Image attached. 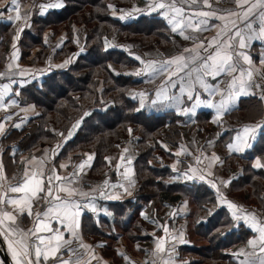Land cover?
I'll return each instance as SVG.
<instances>
[{"label": "trees", "instance_id": "1", "mask_svg": "<svg viewBox=\"0 0 264 264\" xmlns=\"http://www.w3.org/2000/svg\"><path fill=\"white\" fill-rule=\"evenodd\" d=\"M62 1L59 9L50 10L43 16H32L33 32L25 29L20 34L21 59L29 55L33 46L39 45L35 58L42 60L47 52L42 36L46 28L52 35L65 30L67 38L56 54L64 55L75 45L73 27L77 24L85 29V51L66 68L50 71L39 80L20 87V103H32L38 113L19 128L8 126L0 137L1 157L6 170L14 168L19 156L30 155L33 149L48 145L54 147L52 161L55 163L68 156L75 160L83 153L91 152V175L99 176L108 167V175L114 178L115 169L112 168L121 147L128 142L135 151L133 164L138 185L134 194L108 201L109 218L100 215L96 220L91 212H84L82 233L88 237L102 235L109 246L119 236L128 243L149 238L141 208L151 210L147 213L148 218H158L167 206L186 199L190 206L186 232L192 244L180 245L179 253L189 257V264L231 262L230 251L251 232L240 223L235 226V221L223 207L201 218L206 210L205 204L215 202L214 192L200 182L166 183L162 177L170 174L169 167L164 165L166 171L170 170L165 174V170L163 172L151 164L158 152L165 158L172 157L163 144L176 146L181 141L185 117L174 111L154 112L139 108L136 100L127 94L128 88L139 81L122 73L135 63L134 58L123 49L106 45L117 34L136 39L141 45L156 43L159 48L166 46L171 43L172 34L164 19L153 12L140 14L131 21H121L118 15H114L116 11L108 7L113 5L118 10V6L131 0ZM56 26L62 27L58 30ZM0 33L6 48L10 42L4 34L9 33L7 24L0 23ZM262 112L261 98L248 95L241 97L238 107L225 113L221 121L228 123L236 119L242 123L256 119ZM210 117L211 112L206 110L195 114V120L203 126ZM231 132V129L226 130L217 138L221 148L225 147ZM262 152L264 131L259 133L249 150L230 153L224 158V170L228 174L240 170V174L229 183L231 195L258 206H263L264 169H254L251 160Z\"/></svg>", "mask_w": 264, "mask_h": 264}, {"label": "crops", "instance_id": "2", "mask_svg": "<svg viewBox=\"0 0 264 264\" xmlns=\"http://www.w3.org/2000/svg\"><path fill=\"white\" fill-rule=\"evenodd\" d=\"M55 2L56 0H20V12L22 17L25 13H28L26 20L22 18L20 21H9L7 19V16H15V13L7 11L4 12V18L0 19V23L3 22L8 25L9 33L4 34L7 38H10V42L8 43L9 45L5 48V45L2 42L3 35L2 33H0V56L4 54L3 58H0V73L4 74L0 76V91L3 90L4 85H9L10 89L7 93L4 94V103L2 106H0V123L3 124L4 132L8 126L15 127L14 120H21V127L29 117H32L38 113V109L32 103H20V94H15L17 92L19 93L20 87L31 81L39 80L44 74L50 71L66 68L75 59L76 56L85 51L83 46L85 29L83 25L77 24L73 27V42L75 45L72 48H69L64 55L61 54V56H57L56 54L59 49H61L63 42L67 38L65 31H61L56 35H52L51 30L49 28H46L43 31L42 36L43 42L47 47V52L42 60H37V58H35L36 52L40 49L39 45L33 46L31 48L29 55L26 57V60L21 59L19 46L21 31H19V29L23 27V30L28 29L30 30V32H33V15L43 16L50 10L60 8H49L46 9L43 14H40V9L37 6ZM60 2L63 5V1L60 0ZM210 2L211 9L204 8V10L213 11L215 15L220 16L221 18L209 19V29L207 31L197 33L192 32L191 30H186L184 34L192 35L193 37H195V41L185 40L183 36L179 34V32L173 33L171 31L172 24H170L158 10L153 11L148 7L149 4L153 3V0H131L130 3L117 7L120 11H116L114 13L115 16H127L128 13H131V18L121 19V21H131L136 16L143 13H157L164 19L166 25L168 26V29L172 34L171 43L169 46L167 45L159 48L156 47V45L151 44L148 48V52H146V50L148 49H145L147 45H141V43L133 38L124 37L125 39H123L122 36L116 34L107 41L108 47H117L125 50L127 53L129 51H136L146 59V63L143 64V71L141 72V74L144 76L136 79L139 82L133 86H151V89L157 99V103L163 102V95L170 94L165 88L159 98L156 95L157 91H160L162 89V86L168 79V76L172 75V73L165 72L163 75L154 74L155 80L150 81V76L153 75V73H151L150 71H146L147 65L149 63L155 62L156 65L159 66L161 62L167 61L175 57L176 55L183 53V50L185 48H195L196 51H199L198 42H212V38L214 36H217V34L222 31L223 25L226 20H236L239 26H243L240 20H238L235 15L226 16L225 10H229L235 13H242L244 9L250 7L253 4H257V0H246V2L244 3V8L242 9L238 6L236 0H210ZM7 4H10V0H0V9H3ZM261 10L262 9L257 6L255 9H253L252 16L249 17V19L255 17V23L253 24V27L257 29V32L259 31V13ZM229 27H231L230 24ZM115 37L119 38L117 43H115ZM127 41L130 43L133 41L130 47L123 46V44ZM134 43L136 44V47H139L138 50L134 49ZM246 43L247 46L245 48H238V50L246 55L251 63L245 61L243 59V56L240 57L239 62L241 67L246 71L250 70L252 75L251 77H249L248 75H244L242 79L244 81H251V79H253L256 75H261V77L264 79V39H257L254 37L252 40L246 41ZM13 45H15V47H13ZM34 48L36 50H34ZM209 50L211 51V49ZM185 55L187 54L185 53ZM134 60L136 63L135 58ZM66 61L68 63H65ZM61 65H63V67H61ZM172 67L173 69H175V65H173ZM20 72H23L24 75H19ZM125 75L132 76L129 74ZM231 75L232 74H229V78L231 77ZM235 75L238 79L240 78L239 72L235 73ZM173 78L175 79L176 77ZM205 79L210 85H217L219 83L222 89L226 87V85L224 84L225 77L223 76H219L215 80H213L211 77H206ZM12 80H15L17 83H11ZM131 87H129L128 90ZM237 87H239V84H237ZM197 88H199L198 85ZM199 91V99L201 101L207 100L219 102L221 99H223L226 104L229 103L227 92H223V95L221 94V92H217L215 96H210L209 93L204 91L202 88H199ZM245 91L248 94L240 95L238 98H236L235 105L232 106L229 111L238 107V102L241 97L251 95L261 98V96H264V92L254 94L251 91V87L246 88ZM171 92H174L177 96L180 95L178 87L176 89H171ZM147 94L150 95L151 91H148ZM186 96L187 93H185L184 97H182V99L185 100V103L181 105V108L191 109L192 104L195 103V100L187 101ZM13 101L15 103H13ZM261 102L263 105V112L261 113V115L254 120L245 121L242 123L236 119H232L228 123H221V119L223 118L224 114L229 111L218 114L217 108L205 107L202 104L200 107L196 108L194 113L189 111L188 118L192 121L189 123V125H182L181 141L176 146H167L166 144H163L164 142H162L163 146L169 151V153L172 154L171 158H165L163 160L164 165L168 166L171 172L170 174L163 176L162 180L166 183H204L214 192L215 202L213 204H205L206 210L201 214V218L203 216L205 218V216H208L216 208L223 207L235 221V226L240 223L251 232V234L242 243H240L230 251L232 257L231 262L233 264H241L242 261H249V264H251L252 260H256L257 257L264 256V253L260 252L261 244L264 242L261 241V232L259 231L261 228H264V185L261 188L263 206H258L254 202H245L240 198L231 195L229 190L230 181L236 178L238 174H240V170L236 173L229 174L224 170L225 156L230 153H243L246 150H249L255 143L259 133L264 131V129L259 127L260 125H264V100L261 99ZM201 110L211 112V117L206 127H200V125L195 127V124H198V122L195 120V114ZM165 111H174L176 114H178V109L174 106L163 108L161 111L154 112ZM179 115L187 117L183 114ZM8 116H11L10 120L7 119ZM192 122H194V124H192ZM217 124L220 125V129H212V127L214 128V125ZM191 125H193L192 128H190ZM245 127H256L257 129L254 133V140L250 138L253 135L251 133L249 134V137L246 138L248 139V142L251 143V147H245L241 152L232 151L231 148H235L239 143L238 137H244L243 130ZM229 129L232 130L230 139L226 142L225 147L221 148V146L216 142L217 138L219 137V135H221V133ZM2 135L3 134H0V137ZM124 145L125 146L123 147V149H121L122 151L120 152L118 158V164H116L117 180L115 181V186L109 190H101L98 188L96 181H94L92 178L89 179L88 177V179H85V177H87V170L89 175V167L91 166V162L93 159L92 158L91 160H89V156H91L89 154H87V157L83 162H80L75 167L71 168V164L66 159H61L56 163L53 162L50 149L47 145H42L38 147L32 154L22 155L18 162L15 164L14 168L10 171H7L1 157L3 147L0 142V162H2L3 164L4 175L6 177L4 183L15 184L16 180H13V177H16L18 179L25 171V169H31L35 171L41 166L43 167V170L45 172H47L48 169L54 167L56 169V173L62 178L70 177L73 172L78 173V183L82 186V190L85 192H89L91 190V194L95 197L94 206L96 208V211L93 212L91 210V207H89L88 209L84 210L77 218L79 221V228L76 230V238L70 235L67 231L63 232L64 239L72 241V244L68 247L78 249L77 254L74 255L71 252L65 253V249L62 248L61 252L64 253L63 259H72L73 261H75L77 255L83 253V260L80 262V264H152L154 260L156 264H162V261L160 259L161 254L154 253H156L157 243L163 240L164 247L166 249L170 250L173 247L175 248V251L171 253L174 264H189V257L181 255L179 253L180 245L192 244V241L188 238L186 232L187 213L190 210V206L186 199H182L167 206L163 211L162 216L158 218H148L147 213H151V210L148 208H141L140 214L142 219L145 221L144 225L146 227V231L150 235L149 238H141L135 240L132 243H128L125 239L119 236L116 242L112 243V245L109 246L107 241L105 240V237L102 235L94 234L88 237L82 233L81 218L84 212H91L96 220L100 215L109 218L111 216V210L108 208L107 202L111 200L122 199L124 197H129L134 194L137 188V180L135 177L133 164L135 151L128 142H126ZM176 153H180V155L177 156ZM257 160H259L261 164H264V152L253 156L251 160V166L254 169H264V167H254ZM82 163L85 164V167L80 170L78 166ZM62 165H65L66 167H61ZM192 170H194V174L196 177L203 176V179L188 180L184 173L188 172L191 175L193 174ZM83 173L85 174L83 175ZM84 184H86L87 186H85ZM213 184H215V187L212 186ZM100 191L106 192L107 195L103 197L100 196ZM9 195L19 197L23 194L10 193ZM229 203H233L238 207L235 209L229 208ZM11 207L12 206H8L9 210L11 209ZM35 211H37V206H33V212ZM234 212L237 216L240 217L239 220H237L233 216ZM17 224L21 229L27 230L34 226V220L32 217L24 215L19 217V219L17 220ZM52 227L56 228L59 227V225L56 222H53ZM164 229H167V231H164ZM40 235H44L45 237H47L49 235H52V233L44 232L40 233ZM1 239L10 262L12 264H15V261L12 258V252L8 248L9 241L5 240L3 237H1ZM181 240H183L184 242L181 243ZM53 243H55V241H53ZM81 244L88 245L90 247L83 248L81 247ZM124 257H127V259H125ZM167 258L168 257L165 256V259ZM231 262L226 261L222 264H232ZM0 264H5L1 257ZM46 264H57V261L50 257ZM257 264H259L258 260Z\"/></svg>", "mask_w": 264, "mask_h": 264}, {"label": "snow or ice", "instance_id": "3", "mask_svg": "<svg viewBox=\"0 0 264 264\" xmlns=\"http://www.w3.org/2000/svg\"><path fill=\"white\" fill-rule=\"evenodd\" d=\"M236 2L243 9L246 0H236ZM257 6L262 9L259 13L260 25L258 32L253 27L255 17L249 19L253 14V9ZM37 7L40 9V14H43L46 9L62 7V3L60 0H56L55 3L38 5ZM108 7L113 9L114 12L120 11L115 9L113 5H108ZM148 7L153 11L158 10L172 24L171 31L173 33L179 32L185 40L195 41V37L192 35L184 34L186 30L197 33L207 31L209 29V19L221 18L215 15L213 11L204 10V8L211 9L210 0H153V3L149 4ZM5 11L15 13V16H7L9 21H20L22 18L26 20L28 16V13H25L22 17L20 0H10V4L0 9V19L4 18ZM225 15H235L243 26H239L236 20H226L222 31L212 38V42H198L199 51H196L195 48H185L183 53L161 62L159 66L155 62L147 65L146 71H150L155 75H163L165 72L172 73V75L168 76L162 89L157 91L156 95L159 98L162 91L166 88L170 94L163 95V99L165 101H172L168 106L176 107L178 114L188 115L189 111L194 113L196 108L202 104L205 107H215L218 114H222L229 111L235 105L236 98L240 95L248 94L245 91L246 88L259 87V85H254L250 80L244 81L242 79L244 75L251 77L252 73L250 70L246 71L241 67L239 62L240 57L243 56V59L249 63L251 61L238 48H245L247 46L246 41L252 40L254 37L264 39V0H257V4L244 9L242 13L225 10ZM119 18H131V13H128L127 16L122 15ZM229 24L231 27H229ZM19 31L22 32L23 27ZM136 59L139 60L140 57H136ZM65 63L68 62L66 61ZM173 65H175V69H173ZM237 72L240 74L239 79L235 75ZM229 74H232L230 78ZM2 75L4 74L0 73V76ZM19 75L23 76L24 73L20 72ZM136 75H141V72H137ZM219 76L225 77L224 84L226 87L223 89L219 83L217 85H210L205 79L206 77H211L215 80ZM173 77L176 78L174 79ZM11 83L17 82L12 80ZM237 84H239V87H237ZM197 85L208 92L210 96H215L217 92H221L222 95L223 92H227L229 103L226 104L223 99L219 102L201 101ZM177 87L179 88V96L171 92V89H176ZM9 90V85H4L3 90L0 91V106L4 103V94ZM185 93H187V101L195 100L191 109L181 108V105L185 103V100L182 99ZM15 94L18 95L19 93ZM139 95L143 97L144 93H140ZM261 99L264 100V96H261ZM13 103L15 102L13 101ZM152 103L156 104L157 101L154 100ZM143 106V99H141V107ZM7 119L10 120L11 116H8ZM14 126L20 127L19 124ZM259 127L264 129V125H260ZM256 130V127H245L243 130L244 137H238L239 143L235 148H231V150L241 152L245 147H251V143L246 138L251 133L253 135L250 138L254 140ZM3 132L4 127L0 123V134H3ZM176 155L179 156L180 153H176ZM91 159L92 157L89 156V160ZM61 167L66 166L62 165ZM84 167L85 164L83 163L78 166L80 170ZM254 167H264V164H261L257 160ZM192 172L193 174L191 175L188 172L184 173L188 180L203 179V176L196 177L194 170ZM12 179L16 180L15 184L4 183L6 177L4 175L3 164L0 162V237L9 241L8 248L12 252L15 264H46L50 257L57 261V264H80L83 260V253L77 255L76 260L73 261L72 259H63L64 253L61 252V249L64 248L65 253L71 252L74 255L77 254L78 249L68 247L72 244V241L65 240L63 232L67 231L76 238V230L79 228L77 218L89 207H91L93 212L96 211L94 206L95 197L91 194V190L89 192L82 190V186L78 183V173L73 172L70 177L62 178L56 173L54 167L45 172L41 166L35 171L25 169L18 179L16 177ZM212 186L215 187V184ZM10 193H21L23 195L18 197L9 195ZM99 195L103 197L107 193L100 191ZM8 206H12L10 210ZM33 206H37V211L33 212ZM228 207L235 209L238 206L229 203ZM24 215L32 217L34 220V226L27 230L21 229L17 224L19 217ZM233 216L237 220L240 219L235 212ZM53 222H56L59 227H52ZM164 231H167V229H164ZM259 231L261 232V241L264 242V228H261ZM44 232L52 233V235L47 237L40 235V233ZM180 242L183 243L184 241L181 240ZM81 247L89 248L90 246L81 244ZM174 251V247L170 250L166 249L164 241L161 240L157 243L156 253L154 254H161L160 259L162 264H174L171 256V253ZM260 252L264 253V243L261 244ZM165 256L168 258L165 259ZM124 258L127 259V257ZM257 260L259 264H264V256L252 260L251 264H257ZM152 264H156L155 260ZM241 264H249V261H242Z\"/></svg>", "mask_w": 264, "mask_h": 264}, {"label": "rangeland", "instance_id": "4", "mask_svg": "<svg viewBox=\"0 0 264 264\" xmlns=\"http://www.w3.org/2000/svg\"><path fill=\"white\" fill-rule=\"evenodd\" d=\"M61 27L62 26H56V28H58V30H60L61 29ZM61 31H65L64 29H62V30H60L59 32H61ZM58 32V33H59ZM57 33V34H58ZM124 37H126V36H123L122 35V38L123 39H125ZM127 38V37H126ZM119 40V38L118 37H115V43H117V41ZM132 43H133V41L130 43V42H125L124 44H123V46L124 47H130L131 45H132ZM135 44V43H134ZM106 45H107V43H106ZM151 45V44H150ZM150 45H147L146 47H145V49H148L149 47H150ZM154 45H156V47H157V44L155 43ZM168 46L170 45V43L169 44H167ZM166 45V46H167ZM153 46V45H152ZM134 47H136V44L134 45ZM164 47V46H163ZM162 48V47H161ZM34 50H36L35 48H34ZM149 51V49L148 50H146V52H148ZM129 53V55H131V57H133V58H135L136 59V57H140V59L139 60H137L136 59V63H134V64H132V65H130L129 67H127V68H125V69H123L122 70V73L123 74H129V75H132L135 79H139V78H141V77H143L144 75H136V73L137 72H142L143 71V64H145L146 62H145V58H143L142 56H141V54L139 53V52H136V51H129L128 52ZM25 60H26V58H25ZM157 61V60H156ZM146 76V75H145ZM150 81H154L155 80V75L153 74V75H151L150 76ZM148 91H151V94L149 95V94H147V92ZM140 93H144V96L143 97H141L139 94ZM127 94L129 95V97H131L132 99H134V100H136V102H137V104H138V107L139 108H143V109H145V110H153V111H161L163 108H169V104H171L172 102L171 101H165V100H163V102L162 103H156V104H153L152 103V101H157V99H156V97H155V94H154V92L152 91V89H151V86H149V85H144V86H141V87H138V86H133V87H131L129 90H128V92H127ZM135 97V98H134ZM141 99H143V103H144V106L143 107H141ZM185 116H187V117H185V119H186V121L184 122V124H188L189 125V123L192 121V120H190L189 118H188V115H185ZM194 118V117H193ZM198 122V121H197ZM221 123H223L222 121H221ZM16 124H21V120H19V119H16V120H14V125H16ZM192 124H194V122H192ZM200 125V127H206L207 125H208V122L203 126V124H201V123H199L198 122V124H195V127H197V126H199ZM215 127L213 128L212 127V129H215V128H218V129H220V125H214ZM193 127V125H191L190 126V128H192ZM162 141V140H161ZM48 146V145H47ZM125 145H123L122 147H121V149H123V147H124ZM48 148L50 149V152L52 153V158H53V155H55V150H54V147H50V146H48ZM35 149H37V148H35ZM35 149H33L34 151H35ZM120 149V152L122 151ZM120 152H119V154H118V157H117V159H116V164H118V161H119V155H120ZM87 154H89V155H91L92 156V158H93V155H92V153L91 152H85V153H83V155H82V157H80V158H78V159H75V160H72L71 159V157L70 156H68V157H66V158H64V159H66V160H68L69 161V163L71 164V168L72 167H75L78 163H80V162H83L85 159H86V157H87ZM25 155V154H24ZM20 157L21 156H19V159H20ZM165 159V156L161 153V152H158L157 153V155H156V158H155V160H153V161H151V164H153L155 167H157L158 169H163V172H165L166 170H165V167H164V163H163V160ZM91 164H92V162H91ZM91 167V166H90ZM90 167H89V175H88V170H87V177H85V179H88V177H89V179H93L94 181H96V184H97V186H98V188L99 189H101V190H109V189H111V188H113L114 186H115V181L117 180V174H116V165H114L113 166V168H112V170H114L115 169V176H114V178H111L109 175H108V173H107V170L109 169L108 167H107V169L102 173V174H100L99 176H93V175H91V173H90ZM165 170V171H164ZM170 172V170H168V171H166V173L165 174H168ZM82 173V172H81ZM85 173H83V175H84ZM135 177H136V175H135ZM136 180H137V178H136ZM107 182V183H106ZM85 186H87L86 184H84ZM137 185H138V181H137ZM90 188H91V186H90Z\"/></svg>", "mask_w": 264, "mask_h": 264}, {"label": "built area", "instance_id": "5", "mask_svg": "<svg viewBox=\"0 0 264 264\" xmlns=\"http://www.w3.org/2000/svg\"><path fill=\"white\" fill-rule=\"evenodd\" d=\"M251 82L254 85H259V87H251V91L254 94L262 93L264 92V79L261 77V75H256L253 79H251Z\"/></svg>", "mask_w": 264, "mask_h": 264}, {"label": "water", "instance_id": "6", "mask_svg": "<svg viewBox=\"0 0 264 264\" xmlns=\"http://www.w3.org/2000/svg\"><path fill=\"white\" fill-rule=\"evenodd\" d=\"M0 257L2 258V260L4 261L5 264H12L10 262V259H9L8 255H7V253L5 252L4 245H3L1 237H0Z\"/></svg>", "mask_w": 264, "mask_h": 264}]
</instances>
